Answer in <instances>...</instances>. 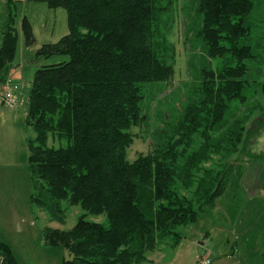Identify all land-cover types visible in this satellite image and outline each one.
I'll return each mask as SVG.
<instances>
[{
    "label": "trees",
    "instance_id": "16d2710c",
    "mask_svg": "<svg viewBox=\"0 0 264 264\" xmlns=\"http://www.w3.org/2000/svg\"><path fill=\"white\" fill-rule=\"evenodd\" d=\"M27 1L64 7L69 20L67 35L37 50V56L65 54L69 60L37 69L31 85L26 116L35 130V137L28 139L31 200L59 221L65 219V200L86 211L69 230L45 228L44 242L70 252L72 257L62 264H142L146 252L164 240L171 237L176 246L182 239L179 227L194 223L199 209L215 207L238 174L231 165L215 171L201 163L218 150L221 138L230 141L233 151L242 143L244 121H235L228 132L224 129L230 103L245 102L251 85L247 75L256 57L243 40L251 30L254 0H196L201 17L196 34L210 57L226 60L217 69L203 70L198 97H190L178 121L161 131L163 138L152 152L133 161L128 159L131 130L148 120L143 112L146 87L174 74L161 44L166 37L163 15L170 3ZM16 2L0 0V84H6L16 68ZM22 30L26 44L32 45L35 38L27 16ZM254 82L264 97V77ZM260 109L252 133L264 125V104ZM196 134L203 142L190 151ZM50 136L67 144L49 145ZM200 170L204 175L196 178ZM179 183L185 189L195 185L192 195L181 194ZM87 213L105 215L106 222L89 220ZM262 247L260 264L264 232ZM0 264H20L2 239Z\"/></svg>",
    "mask_w": 264,
    "mask_h": 264
},
{
    "label": "rangeland",
    "instance_id": "374dc122",
    "mask_svg": "<svg viewBox=\"0 0 264 264\" xmlns=\"http://www.w3.org/2000/svg\"><path fill=\"white\" fill-rule=\"evenodd\" d=\"M163 2L165 5L170 3V9L163 15V34L166 37L161 39V44L169 61L174 64V74L168 81L146 87L143 112L148 120L131 130L134 141L128 150L130 161L141 153L152 152L155 143L163 138L161 131L167 127L171 129L178 121L190 97H198L203 70L217 69L226 60L210 57L204 40L196 34L201 26L196 0ZM15 13L18 43L14 58L16 68L11 79H21L24 83L10 87L17 100L13 107L2 103L6 88L5 84H0V235L13 244L22 264H62L64 259L72 257L70 252L62 246L46 244L43 231L47 227L69 230L86 211L65 200L62 202L65 219L59 221L53 219L45 208L32 202L28 139L35 137V130L27 125L26 116L36 70L69 60L65 54L37 56L41 46L55 43L69 33L68 12L64 7L51 8L45 2L17 0ZM24 16L32 24L35 38L32 45L25 42L22 30ZM248 24L251 30L243 41L253 47L256 57L247 75L251 85L245 102L234 100L230 103L224 129L228 132L235 121H244L242 143L233 151L230 141L221 138L218 150H212L209 160L201 163L203 168L215 171H223L231 165L238 174L232 176L215 207L199 209V217L194 223L179 227L182 239L176 246L171 245V237L164 240L146 252V261L142 264H208L207 260L209 264H260L262 261L264 125L257 133H252L251 129H256L255 120L262 115L260 104H264L258 83L254 82L264 77V0H254ZM202 142L196 134L190 151L197 150ZM48 144L60 146L66 145L67 141L50 136ZM203 175V170L196 172V178ZM178 190L191 196L195 185L185 189L179 183ZM87 219L106 222L105 215L87 213Z\"/></svg>",
    "mask_w": 264,
    "mask_h": 264
},
{
    "label": "built area",
    "instance_id": "2783aa9c",
    "mask_svg": "<svg viewBox=\"0 0 264 264\" xmlns=\"http://www.w3.org/2000/svg\"><path fill=\"white\" fill-rule=\"evenodd\" d=\"M18 82H21L20 80H13V79H9L6 84H5V92L2 96V103L6 106H10V107H13L16 105L17 103V100L15 99V97L13 96L11 90H10V87L13 86V85H16ZM207 263L209 264L210 261L207 260Z\"/></svg>",
    "mask_w": 264,
    "mask_h": 264
},
{
    "label": "crops",
    "instance_id": "0c3cea01",
    "mask_svg": "<svg viewBox=\"0 0 264 264\" xmlns=\"http://www.w3.org/2000/svg\"><path fill=\"white\" fill-rule=\"evenodd\" d=\"M15 80H16V79H15ZM20 81H21V82H18L16 85H18V84H23V83H24L23 80L20 79ZM0 239H2L3 241H5L6 243H8V244L10 245V247L12 248V250H13V252H14V254H15L17 260H18V262H19L20 264H22V263L20 262L18 256H17L16 252H15V249H14V247H13V244L10 243L7 239H5V238H4L3 236H1V235H0Z\"/></svg>",
    "mask_w": 264,
    "mask_h": 264
}]
</instances>
